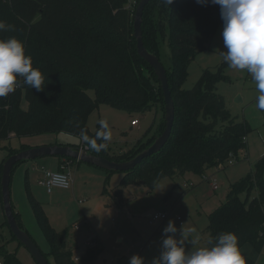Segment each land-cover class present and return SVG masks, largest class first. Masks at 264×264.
I'll list each match as a JSON object with an SVG mask.
<instances>
[{
  "label": "trees",
  "instance_id": "16d2710c",
  "mask_svg": "<svg viewBox=\"0 0 264 264\" xmlns=\"http://www.w3.org/2000/svg\"><path fill=\"white\" fill-rule=\"evenodd\" d=\"M8 1L6 8L0 0V11L7 13L8 23L17 29L11 36L24 41L26 54L32 56L33 66L45 74V81L44 90L36 91L20 78L15 91L0 98V144L13 137L68 133L82 138L90 153L122 162L154 141L147 133L120 153L108 142L102 127L94 132L88 126L89 115L100 103L125 109L132 116L135 112L145 113L161 101L165 110L161 83L153 67L137 51L133 25L136 8L133 12L129 0ZM166 23L172 68H165L175 103L172 134L159 152L123 172L112 189L119 203L125 202V190L132 183L154 189L165 177L175 178L186 172L204 175L210 168L224 167L232 157L238 159L246 151L247 136L252 130L247 121L235 119L224 95L217 91L218 82L227 79L224 61L205 69L193 88L183 89L191 61L201 51L210 49L217 29L223 25L220 6L210 0L205 4L173 0L171 5L164 0H151L143 13V39L146 48L157 56L158 35ZM0 38H5L4 33ZM89 90L95 91V97L90 96ZM23 97L29 103L28 109L21 106ZM90 141L104 147L95 151ZM9 148L8 157L28 146ZM1 178L2 171L0 190ZM28 192L37 220L49 239L55 264H94L104 252L101 242L78 252L81 246L65 240L51 226L41 204L29 189ZM242 192L247 194L245 200L240 197ZM14 214L24 229L18 214ZM208 217V239L231 231L238 236L241 251L244 246L257 255L264 250V155L247 178L229 188L225 202ZM1 237L0 228V240ZM1 249L3 264H22L14 253ZM78 253L80 258L76 261ZM242 253L246 264H256L255 257ZM129 260L121 256L117 264H129Z\"/></svg>",
  "mask_w": 264,
  "mask_h": 264
},
{
  "label": "rangeland",
  "instance_id": "374dc122",
  "mask_svg": "<svg viewBox=\"0 0 264 264\" xmlns=\"http://www.w3.org/2000/svg\"><path fill=\"white\" fill-rule=\"evenodd\" d=\"M138 1H128V6L133 12ZM2 2L8 8L9 1L2 0ZM0 20L7 23L10 21L4 10L0 11ZM222 29L223 25L217 29L210 49L201 51L191 61L183 89L193 88L205 69L215 68L223 62L221 53L226 49L223 44ZM0 33V35L4 33L5 38H8L11 37L12 32ZM158 41V56L163 65L170 70L172 51L169 43L168 23L163 32L159 33ZM142 70L147 71L143 67ZM224 70L227 79L218 82L217 91L224 95L227 106L235 119L247 121L252 128L247 136L246 158L241 161L235 159L232 165L227 163L224 167L210 168L204 175L186 172L175 178L165 177L154 189H147L143 185L132 183L125 190L127 202L123 207H117L112 197V189L122 177L120 172L110 173L86 162H77L69 168L73 179L71 189L55 188L51 194L40 183L42 180L40 167L43 165L49 168L44 160L54 157L22 160L15 167L11 180L13 205L16 212H19L17 214L25 230L48 256L51 264H55L50 256L51 245L37 220L29 198L25 180L27 170L30 172L29 189L47 214L51 226L67 239L76 237L82 249L78 252L81 253L86 248L96 245L98 240L94 237L93 245H86L85 241H88L92 234L99 235L103 242L104 252L94 264H116L120 256L132 257L134 254L143 256L145 264H151L152 259L160 253L163 228L169 220H173L178 229L184 223L185 227H196L197 232L193 234L196 237L194 247L206 245L209 235L205 232V228L209 223V214L225 202L229 188L247 178L257 161L264 155V111L257 107L258 92L254 82L246 71L232 69L227 64ZM89 94L95 97L94 90H89ZM21 106L24 109L29 108L25 97L21 101ZM133 118L140 121L137 127L131 126ZM164 124L165 110L162 101L145 113L135 112L133 116L125 109H117L109 104L100 103L88 118L89 129L95 132L102 127L108 142L120 153L130 149L139 138L147 133V137L151 135L156 138L162 132ZM67 134L43 133L21 139L13 137L2 142L0 144V172L8 158L9 146L15 148L22 143L33 147L49 145L66 139ZM243 155L244 152L240 153L239 157L242 158ZM108 173H110V179L107 181ZM204 176L210 179L205 180ZM213 181L217 183V189L212 187ZM105 187L107 191L104 192ZM254 196L255 192H252L251 199ZM240 197L245 200L246 192H242ZM164 210L171 212L166 221H152L154 214ZM0 213L2 230L0 249L4 245L5 248L1 250L6 249L14 253L22 264H38L30 251L13 236L5 215L1 190ZM75 224L79 225V229H75ZM242 251L255 257L256 264H264V250L257 255L252 249L244 246ZM80 253L77 256H80ZM0 263H5V257L2 255H0Z\"/></svg>",
  "mask_w": 264,
  "mask_h": 264
},
{
  "label": "clouds",
  "instance_id": "9594fccd",
  "mask_svg": "<svg viewBox=\"0 0 264 264\" xmlns=\"http://www.w3.org/2000/svg\"><path fill=\"white\" fill-rule=\"evenodd\" d=\"M209 0H197L205 4ZM220 6L223 21L222 37L225 51L223 61L232 69L246 71L258 92L257 107L264 111V0H210ZM171 5L173 0H164ZM15 32V25L0 20V32ZM22 78L23 83L36 91H43L45 74L33 66V59L26 54L22 39L11 36L0 38V98L14 92ZM100 151L104 145L89 142ZM196 227L178 229L173 220L163 228L161 250L151 264H246L238 236L231 231L210 237L206 245L194 247ZM190 245V247H189ZM129 264H145L139 254L130 257Z\"/></svg>",
  "mask_w": 264,
  "mask_h": 264
},
{
  "label": "water",
  "instance_id": "95a60500",
  "mask_svg": "<svg viewBox=\"0 0 264 264\" xmlns=\"http://www.w3.org/2000/svg\"><path fill=\"white\" fill-rule=\"evenodd\" d=\"M150 1L151 0H139L134 13L133 25L138 54L153 67L161 83V88L164 94L165 127L161 134L158 135L149 146L144 148L135 157L122 162L112 161L102 155L92 154L89 152L87 147L82 145L74 146L64 144H49L29 147L14 153L6 159L3 165L1 193L7 222L13 235L30 251L38 264H50V262L34 239L30 236V234L20 226L14 214L11 193V178L13 167L16 163L22 160H32L43 156L56 155L78 159L109 171L125 172L135 168L143 159L159 152L168 142L172 134L175 120V103L170 89L167 70L160 58L156 54L151 53L146 48L143 39V13L145 7Z\"/></svg>",
  "mask_w": 264,
  "mask_h": 264
},
{
  "label": "crops",
  "instance_id": "0c3cea01",
  "mask_svg": "<svg viewBox=\"0 0 264 264\" xmlns=\"http://www.w3.org/2000/svg\"><path fill=\"white\" fill-rule=\"evenodd\" d=\"M214 40V39H213ZM134 119V118H133ZM132 122V121H131ZM139 124H140V121H139ZM139 124H137V125H132L131 124V126L132 127H137ZM57 134H62V133H57ZM67 138L66 139H64V140H58V141H56L55 143H51V144H64V145H74V146H80V145H82V146H86L83 142H82V138H80V137H78V136H74V135H71V134H67V135H65ZM22 144H25V145H27L28 146V148L29 147H33V146H31V145H29V144H26V143H22ZM20 147V146H19ZM16 148H18V147H16ZM48 156H51V157H54V158H51V159H45L44 160V163L45 164H47L48 166H49V168H51V169H49V168H47L46 166H41L40 168H41V172H42V179L44 178V172H43V168H46V169H49V170H52V171H63V170H65V171H67V172H69V173H71V171L69 170V168L71 167V165H73V164H77V162H84V161H81V160H78V159H74V158H70V157H64V156H56V155H48ZM48 156H43V157H48ZM87 163V162H86ZM88 164H90V163H88ZM90 165H93V164H90ZM83 166V165H82ZM81 166V167H82ZM95 166V165H94ZM81 167H80V169H81ZM95 167H98V166H95ZM100 168V167H99ZM80 169L78 170V171H80ZM103 169V168H102ZM104 170H106V169H104ZM21 171H23V170H21ZM107 171H109V170H107ZM13 173V172H12ZM120 173H122V175H123V172H120ZM71 175H72V173H71ZM109 175V173L107 174V176ZM107 176H106V178H107ZM11 180H12V178H11ZM25 180H26V185H27V190L29 189V184H30V172H29V170H27L26 171V177H25ZM107 180V179H106ZM41 181V180H40ZM43 185V184H42ZM211 185H212V183H211ZM44 186V185H43ZM45 187V186H44ZM115 187V186H114ZM188 187V186H187ZM192 187V186H191ZM213 187V186H212ZM46 188V187H45ZM55 189V188H54ZM53 189V190H54ZM58 189H64V188H58ZM69 189V188H68ZM67 189V190H68ZM71 189V188H70ZM105 190H104V192L105 191H107V188L105 187L104 188ZM30 190V189H29ZM46 190H47V188H46ZM48 192V191H47ZM49 193V192H48ZM51 194L53 193V191L52 192H50ZM112 197H113V200L115 201V204H117V207H123V205H125V203L127 202V196H126V199H125V202H122V203H119V202H117L116 201V199H115V197H114V193H113V195H112ZM12 203H13V201H12ZM107 205H109V204H107ZM13 209H14V212H16V209H15V207H14V205H13ZM18 211V210H17ZM162 212H167L168 213V217H167V219L170 217V213L171 212H169L168 210H164V211H162ZM16 213H19V212H16ZM0 215H1V213H0ZM19 216V215H18ZM19 218H20V216H19ZM166 219V220H167ZM166 220H158V221H166ZM20 222H21V224H22V221L20 220ZM75 225H78V224H75ZM75 225H74V227H75ZM22 226L24 227V225L22 224ZM25 229V228H24ZM75 229H76V227H75ZM64 237V236H63ZM96 238L98 241H100L101 242V245H102V247H104L103 246V242H102V240L100 239V237H99V235H95V234H92V236H91V238L89 239V240H91L92 238ZM65 238V237H64ZM93 238V239H94ZM65 240H68V241H70V242H76L77 244H78V240L76 239V237H73V239H67V238H65ZM88 240V241H89ZM88 241H85V243H87ZM79 245V244H78ZM121 257V256H120ZM127 257V256H126ZM130 258V257H129ZM116 264H117V260H116Z\"/></svg>",
  "mask_w": 264,
  "mask_h": 264
},
{
  "label": "built area",
  "instance_id": "2783aa9c",
  "mask_svg": "<svg viewBox=\"0 0 264 264\" xmlns=\"http://www.w3.org/2000/svg\"><path fill=\"white\" fill-rule=\"evenodd\" d=\"M132 125L139 124V119L134 118L131 122ZM87 147V146H86ZM246 158L245 152L242 158H235L232 157L231 160H229V164L232 165L235 163V161L243 160ZM236 159V160H235ZM44 172V178L40 181L41 184H43L47 191L50 193L53 191L54 188H64L68 189L72 186V175L71 173L63 170V171H52L46 168H43ZM205 180H209L207 176L203 177ZM212 186L217 189V183L215 181L212 182ZM168 217L167 212H158L153 215L152 221H158V220H166ZM180 219V217H178ZM76 229H79V225H75ZM91 243V244H89ZM95 243V240L92 238L89 240L86 245H93ZM80 256H76L75 260H79ZM1 264V263H0Z\"/></svg>",
  "mask_w": 264,
  "mask_h": 264
}]
</instances>
